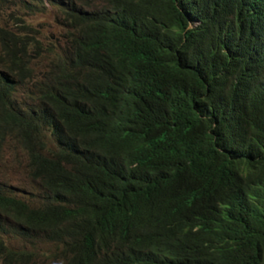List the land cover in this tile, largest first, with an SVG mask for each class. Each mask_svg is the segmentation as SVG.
<instances>
[{
  "label": "trees",
  "instance_id": "16d2710c",
  "mask_svg": "<svg viewBox=\"0 0 264 264\" xmlns=\"http://www.w3.org/2000/svg\"><path fill=\"white\" fill-rule=\"evenodd\" d=\"M32 1L63 45L33 81L0 28V264H264V0Z\"/></svg>",
  "mask_w": 264,
  "mask_h": 264
},
{
  "label": "rangeland",
  "instance_id": "374dc122",
  "mask_svg": "<svg viewBox=\"0 0 264 264\" xmlns=\"http://www.w3.org/2000/svg\"><path fill=\"white\" fill-rule=\"evenodd\" d=\"M27 2L34 4L32 5L34 7L27 8ZM60 19L59 9L47 2L33 3L32 0H0V28L10 32H17L20 36L26 34L28 40H34L40 44V57L34 59L31 64L34 74L33 81H39L43 72L46 71L47 59L52 57L49 51L58 50V48L60 51L63 45L62 34L64 26H62ZM22 25L27 28L25 33L20 29ZM3 66L0 65V70L4 71V69H1L4 68ZM25 86L27 85H24L22 90L25 89ZM25 162L26 157L22 150L15 147L13 143L3 142L0 147V182L4 181L5 184L16 188L31 189L29 185L31 181L27 177ZM19 194L27 197L23 192ZM7 244L17 248L27 245L23 241L20 242L15 239H10ZM36 247L40 248V245ZM54 261L44 260L41 264H54Z\"/></svg>",
  "mask_w": 264,
  "mask_h": 264
},
{
  "label": "clouds",
  "instance_id": "9594fccd",
  "mask_svg": "<svg viewBox=\"0 0 264 264\" xmlns=\"http://www.w3.org/2000/svg\"><path fill=\"white\" fill-rule=\"evenodd\" d=\"M2 72H3V71H2V70H0V74H2ZM0 77H1V76H0ZM1 78H2V77H1Z\"/></svg>",
  "mask_w": 264,
  "mask_h": 264
}]
</instances>
